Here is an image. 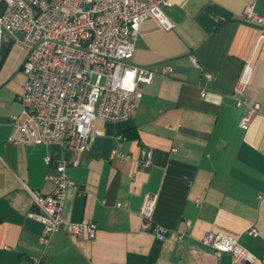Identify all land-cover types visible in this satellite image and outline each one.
I'll list each match as a JSON object with an SVG mask.
<instances>
[{"label":"crops","instance_id":"0c3cea01","mask_svg":"<svg viewBox=\"0 0 264 264\" xmlns=\"http://www.w3.org/2000/svg\"><path fill=\"white\" fill-rule=\"evenodd\" d=\"M171 1L165 10L173 28L147 17L131 62L168 63L173 72L141 85L143 96L129 119L95 120L91 147L81 153L8 140L11 115L22 109L26 50L4 34L0 264H30L44 251L50 264H231L230 254L217 256L201 243L208 231L239 237L255 255L248 264H264V37L240 19L251 1L264 15V0ZM246 59L254 66L247 96L261 103L248 127L231 96ZM119 133L125 138L118 140ZM113 147L129 157L113 155ZM143 148L153 151L148 167L140 162ZM62 158L76 187L67 189L63 224L45 248L39 240L44 224L28 214L37 208L29 188L50 192L48 176ZM147 194L155 197L154 222L167 229L165 238L143 227ZM79 221H94L96 236L75 234L72 224Z\"/></svg>","mask_w":264,"mask_h":264},{"label":"built area","instance_id":"2783aa9c","mask_svg":"<svg viewBox=\"0 0 264 264\" xmlns=\"http://www.w3.org/2000/svg\"><path fill=\"white\" fill-rule=\"evenodd\" d=\"M171 4V0H0V45L9 33L26 50L25 81L18 94L22 109L11 115L8 140L58 144L68 152L81 153L91 147L95 120L129 119L143 96L141 85L174 70L168 63L131 62L147 17H155L165 29L173 28L165 10ZM240 19L258 26L264 37V15L255 10L253 1L245 6ZM191 58L199 65L194 55ZM253 71L252 60L246 59L231 92L235 104L244 109V127L261 112V103L251 101L246 93ZM201 93L204 96L206 89ZM116 138L125 136L119 133ZM112 154L129 157L118 147H113ZM140 162L146 167L152 164L151 148H143ZM67 163V158L59 160L57 172L48 176L54 183L50 192L29 188L37 208L28 214L43 222L39 240L45 248L63 224L67 189L76 187ZM155 204L153 195L144 197L140 208L143 227L165 238L167 229L154 222ZM72 229L77 235L93 238L97 224L79 221ZM183 236L180 233L179 239ZM200 241L217 256L230 254L231 264H248L255 258L237 236L208 231ZM45 256L44 251L30 264H50Z\"/></svg>","mask_w":264,"mask_h":264}]
</instances>
